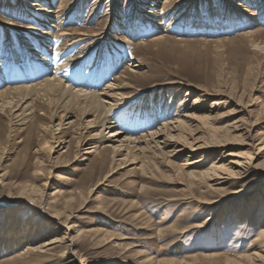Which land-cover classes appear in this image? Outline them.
Instances as JSON below:
<instances>
[{
    "label": "rangeland",
    "instance_id": "obj_1",
    "mask_svg": "<svg viewBox=\"0 0 264 264\" xmlns=\"http://www.w3.org/2000/svg\"><path fill=\"white\" fill-rule=\"evenodd\" d=\"M38 1L0 0V91L40 81L45 75L37 74L36 68L43 62H49L53 74L61 67L59 76L65 86L96 91L115 84L117 77L138 65L135 70L141 75L131 81L135 89L129 95L141 96L119 110L116 119L122 132L150 129L152 123L156 127L154 121L172 118L179 110L181 115L192 112L200 118V125L193 124L196 136L191 134L199 142L188 136L181 143L184 152L171 158L168 149L156 156L136 154L137 161L146 162L144 169L122 166L124 157L112 165L117 144H108L110 151L101 157L86 155L99 130H87L81 123L93 118L77 121L74 111L70 114L74 125L58 130V106L38 102L28 122L11 117L9 109L0 112V245L14 222L12 229L20 233L40 224L41 215L30 220L33 204H39L30 198H42L50 205L56 201L65 213L62 222L72 216L69 238L79 235L74 242L76 264H250L249 256L254 264H264V239H260L264 231V0H158L155 20L141 15L151 9L141 0H100L97 6V0H46L44 7L59 12L50 21L56 29L49 44L37 38L39 29H44L42 14L35 11ZM106 23L110 34L98 42L91 39L70 46L73 40L60 35L104 31ZM256 29L262 33L243 36ZM158 36L166 40L151 42ZM210 114L217 118L213 127L205 118ZM118 128L115 124L105 136ZM212 129L222 130L219 135L231 129L228 144L208 152L194 149L192 145L205 142L214 145ZM78 132L84 134L82 139ZM46 141L51 142L53 153L41 150ZM206 152L203 162L185 166L189 160H201ZM222 154L234 155L225 161L237 156L251 159L256 169L240 182L235 179L218 186L221 190H207L199 175ZM85 157L89 160L82 162ZM39 168L42 176L35 180L33 173ZM62 175L68 180H62ZM32 182L38 186L47 182L48 187L43 194L17 200L21 188ZM56 190L63 195L53 196ZM69 200L71 208L65 209ZM209 201L218 204L207 207ZM11 208L19 214L8 215ZM16 215H21L18 222ZM205 222L206 226L196 228ZM54 224L42 231L46 238L33 242L35 236L30 235L20 249L1 253L0 263L24 264L15 256L56 238L50 233ZM64 233L63 229L57 236ZM63 250L58 247L51 255L28 257L26 262L64 264Z\"/></svg>",
    "mask_w": 264,
    "mask_h": 264
},
{
    "label": "bare ground",
    "instance_id": "obj_2",
    "mask_svg": "<svg viewBox=\"0 0 264 264\" xmlns=\"http://www.w3.org/2000/svg\"><path fill=\"white\" fill-rule=\"evenodd\" d=\"M44 1H46V0H39L35 5L36 7H38V9L35 11L40 12L42 14L41 19H44V20L40 19L41 20L40 23L43 24L44 29L43 28L39 29L37 38H39L41 41L43 40L44 43L48 42V44H49V41L51 40L50 36L53 33L52 31L54 28L56 29V27L50 26V23H51L50 21L53 20L56 16H58L57 13H59V12H56L54 10H50V8L44 7L42 5V3ZM134 1H138V0H134ZM141 1H143V2H141V4H147L148 3L151 6V9L145 10V12L143 10V13H141V15L144 18L150 17L149 18L150 20H155L156 16L159 15V13L156 11V8H158V6H157L158 0H141ZM98 2H100V0H97L96 2H94V5L97 6ZM183 4H186V1H184ZM236 6H238V5H235V7ZM80 8L78 11L79 14L82 12V9H80ZM138 11L140 12V10H138ZM55 14H56V16H55ZM60 16L63 17L62 15H60ZM107 24L108 23H106V25H105L104 31H100V32L89 33V32H83V31H74L71 33L70 32H64L60 35L69 37L73 40V42L69 44L70 46L73 44H76L78 42H88L91 39L98 42L99 40H101L102 38H104V37L108 36V34H110L107 31ZM156 24L157 23L155 21V25ZM160 26H162V23L159 24V26L157 25L158 28H160ZM260 33H262V31L260 29H256V31H249V32L243 34V36L253 37V36L258 35ZM166 36H167V34H166ZM114 40H115V38H114ZM165 40H166V37L158 36V37H155L151 42L161 43ZM138 45L144 46L145 43H140ZM262 49H263V47H262ZM42 58H44V57H42ZM44 60H46V59H44ZM48 63L43 62L41 64V67L39 66V68H36L37 74L42 73L45 75V76H43L44 78H42L40 81H37L35 83H31V82H29L30 79L26 78L25 81L29 82V84H24V86L21 85V86L14 87V88L10 87V89L5 88L4 90L0 91V112H4L5 110L9 109V114H11V117H13L14 119L21 118L22 120L28 122V120L31 119V118H29V116H32L35 113L36 104L38 102H42L44 105H48V106H53V107L58 106V108H56L57 110H55L56 116L59 119V124H58L59 129L58 130H63V128L65 126H69V128H70L74 125L75 122L71 121L70 114L73 113L74 111H76L78 113L77 116L75 117L76 120L79 118H80V120L93 118L92 120H90L87 123H85V122L81 123V125H86L85 128L87 130H91V129L99 130V132H97L98 134L96 136L94 135V137H92L94 140H97V142L94 145L92 144L93 146H91L89 148L90 151L87 152L86 155L101 157L102 152L106 153V152L110 151V149H108V147H106L108 144H117V146H115V148L113 149V152H112V165L118 163L119 160H116L118 157H124L121 160L123 162V164H121L122 166L124 164L127 166H133V165L138 166V165H140L141 169L145 168L146 162L145 161H143V162L137 161V160H139L137 158V156L139 154L142 156H145L146 154L150 155V153H153L154 156H156L157 154L162 155L163 150L168 149L169 152H167V154H168V156H170V158L174 157V156H178L184 152L183 148H186L185 145L181 144V143L185 142L187 137L191 136V134L195 133V136H196L198 129H196V127H193V124L196 122L199 123L200 118L196 115V113H192V112L181 115L182 112H180L179 110L177 111L178 114L176 113L174 115V117H172V118L165 116L166 122H164L165 120L154 121L155 123H157L156 127H153L154 124L152 123V125H153V126H151L152 128H150V129L145 128V129H148V130L144 129L145 132H144V130L139 131V128H137V130L134 129V131L133 130L131 131V129L129 128V130L122 132V127H121V125L119 126V124H118L119 122L116 119L118 116L119 110L121 109L122 106H125V105L132 103L133 100H135L136 98L141 96V95H133V96L129 95L131 89H135V88H133V84L131 83V81L138 79L141 75L139 73V71L135 70V69L139 68L138 65H135V67H133L134 69H130V70L124 72L123 74H121L119 77H117L118 80L115 82V84H111L101 91H96V90H90L89 88L86 90L84 88H73L74 82L72 83L73 85L71 87L65 86L63 78L59 76V72H60L61 67L56 68V70H58V71H56L53 74V73H51L52 71L50 69V66H48ZM68 63H70V62H68ZM35 80H37V79H35ZM80 83H81V81H80ZM58 110H61V111L57 112ZM205 118L208 121V124L212 127L214 125L213 121L215 122L217 120V118L212 117L211 114L206 116ZM115 124L117 127H119L118 130L114 131L111 134V136H109V137L105 136L107 129L115 128ZM199 125H200V123H199ZM236 129L237 128L234 127L233 130L235 131ZM224 130L225 129H223V131ZM230 132H231V129H228V130L226 129L223 132V135H219L220 133H222V130L212 129L211 130V137H212V140L214 141V145H213V143H211L212 144L211 145L209 142H208L209 144L205 142L204 144H202L200 146H196V145H192V146L196 150H206V151L211 149V148L213 150V148H216V147L226 146L229 142L228 138H229ZM77 135H78L79 139H82L84 134L82 132H78ZM160 139H163V141L160 142ZM191 139L193 140V142H199L198 138H195V137L192 138V136H191ZM65 144L66 143H64L63 145H65ZM80 144H82L81 141H80ZM162 144H163V147H162ZM180 146H182V148H180ZM42 149L48 150L51 153L54 152V148L51 145V142H49V141H46L44 143V145L41 146V150ZM180 149H183V150H180ZM164 152H166V151H164ZM207 152L203 154L201 160L196 161L195 163L189 162L190 160L189 161L187 160L188 163L185 166L189 167V166H193L195 164H199V163L203 162L204 161V155L208 154ZM136 154H138V155H136ZM231 156H234V155L233 154H229V155L222 154L220 156L221 158L219 159L218 162L215 161L207 170L203 171L199 175L201 180L202 181L204 180L206 182V184H208L207 188H206L207 190H216V191L221 190V188H219L218 186L226 184L229 181L235 180V179L237 180V182L238 181L240 182V181L244 180L245 178L249 177L251 175V171L253 169H256V168L252 167L251 162H250L251 159H249V161H248V159H244L243 157H240V156L238 157L237 155H235L237 157H234V159H232V160L229 159V160L225 161V159H228ZM88 160H89V158L85 157V158H83L82 162H85ZM99 161H100V164H106L105 159H99ZM54 168L56 169L58 167H54ZM42 172H43V169L39 168L35 171V173H33L35 180H37L39 176H42ZM115 172H116V170H115ZM253 172H255V171H253ZM193 174L194 173H191L189 175H193ZM61 179L62 180H68V178L65 175H62ZM209 182H212L215 184H211ZM101 184L99 183L97 185L99 186ZM98 186H97V188H99ZM47 187H48L47 182L43 183V185H41V186H38L35 182L28 183L27 185H25L24 187L21 188V191L18 193L16 199L18 200L20 198L34 197L33 195H37L39 193L43 194L44 190ZM60 194H62L61 190H56V192L54 193L53 196L60 195ZM31 199H33V200H31ZM37 199L35 200L34 198H30L31 201L39 203V204H33L34 205L33 208H32V206L30 207L33 209V213H32V216H30V220H33L34 218H36L37 215L38 216L41 215L42 221H40V224H36L34 227L31 225L27 226L28 231L26 232L24 230V231H21V233H20V231L18 232L19 229H15V228L12 229V227H16V224L14 225L15 222L13 223V225H10L4 234L5 235L4 236L5 244L2 242L3 245H0V255H1V253L13 252L14 250L20 249L22 247V244H24L25 241L27 242V239H28L27 237H30V235L32 236V238H34V236H35V239L32 240L33 242L38 241L42 238H46V235H43L42 231H44V228L47 225L55 223L52 226L50 233H52V232H53V234L55 233L56 238H53L50 241L46 242L45 245L38 247L37 250L36 249H29L27 254L21 253V255H17L15 257L17 259L21 260V263L27 264L26 259L28 257H30L32 259V256H36V255L39 258L42 257V254L51 255L56 248L60 247V248L64 249L62 251V255H61V260L65 262L64 264H76V262H78V261L75 258V257H77V253L74 251V245H75L74 242H75V239L79 237V235L77 234L75 237L69 238L70 237L69 232L70 231L72 232V230H73V228L69 224V221H70L72 216H68L66 218V221L62 222L60 219L63 218V214H65V213H63L62 210H59L58 207L55 206L54 203H56V201H54V203H52V204H54V206H51L52 204L50 205V203H48L49 201L47 202V200L45 201L42 198L40 200H37ZM30 204H32V203H30ZM216 204H218V202H214V201L210 202L209 201V202L205 203V205H207V207H210V206H213ZM64 206H65V209L71 208V200L65 201ZM16 209H13V208L8 209V211H9L8 215L14 214L13 212H17L19 214V211H16ZM257 212H258V207L255 209L254 214H256ZM20 216L21 215L15 216L16 217L15 219L17 222L20 220ZM207 224H208V222H205L199 226H196V228H203ZM35 227L37 230H35ZM63 229L65 230L64 235L63 236H57L58 233H60ZM13 233L15 235V238L12 237ZM262 234L263 235L260 237V239H264V231ZM2 247L5 248L6 250L3 251ZM15 257L9 258V260L15 259ZM248 258H249V261L251 262L250 264H254L255 259H252L251 256H249ZM48 263H52V262H48ZM0 264H4V263H0Z\"/></svg>",
    "mask_w": 264,
    "mask_h": 264
}]
</instances>
